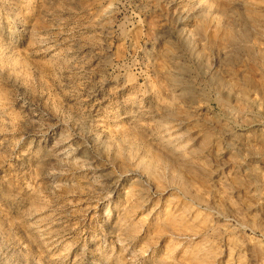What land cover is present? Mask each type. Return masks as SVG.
I'll list each match as a JSON object with an SVG mask.
<instances>
[{
	"label": "rangeland",
	"instance_id": "1",
	"mask_svg": "<svg viewBox=\"0 0 264 264\" xmlns=\"http://www.w3.org/2000/svg\"><path fill=\"white\" fill-rule=\"evenodd\" d=\"M205 3L0 0V264H264V0Z\"/></svg>",
	"mask_w": 264,
	"mask_h": 264
},
{
	"label": "bare ground",
	"instance_id": "2",
	"mask_svg": "<svg viewBox=\"0 0 264 264\" xmlns=\"http://www.w3.org/2000/svg\"><path fill=\"white\" fill-rule=\"evenodd\" d=\"M192 1H194V2H196L198 5H206V0H192ZM235 1H239V0H235ZM185 13V12H184Z\"/></svg>",
	"mask_w": 264,
	"mask_h": 264
}]
</instances>
